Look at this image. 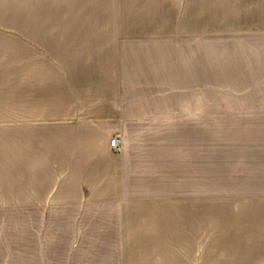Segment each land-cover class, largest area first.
<instances>
[{
    "label": "crops",
    "instance_id": "crops-1",
    "mask_svg": "<svg viewBox=\"0 0 264 264\" xmlns=\"http://www.w3.org/2000/svg\"><path fill=\"white\" fill-rule=\"evenodd\" d=\"M10 1L0 264H264V0Z\"/></svg>",
    "mask_w": 264,
    "mask_h": 264
},
{
    "label": "built area",
    "instance_id": "built-area-1",
    "mask_svg": "<svg viewBox=\"0 0 264 264\" xmlns=\"http://www.w3.org/2000/svg\"><path fill=\"white\" fill-rule=\"evenodd\" d=\"M110 142H111V147H112L113 151L118 152L120 149L118 138L114 137Z\"/></svg>",
    "mask_w": 264,
    "mask_h": 264
},
{
    "label": "rangeland",
    "instance_id": "rangeland-1",
    "mask_svg": "<svg viewBox=\"0 0 264 264\" xmlns=\"http://www.w3.org/2000/svg\"><path fill=\"white\" fill-rule=\"evenodd\" d=\"M1 1V0H0ZM8 4H9V7L8 8H10V6H12L13 8H14V0H12V1H10V3L8 2ZM11 4V5H10ZM11 10V9H10ZM224 87H226V86H224ZM223 87V88H224ZM221 89H222V87H214V90L216 91V92H221Z\"/></svg>",
    "mask_w": 264,
    "mask_h": 264
}]
</instances>
